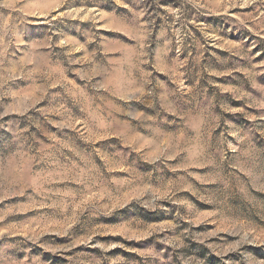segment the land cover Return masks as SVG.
Here are the masks:
<instances>
[{
	"label": "rangeland",
	"instance_id": "1",
	"mask_svg": "<svg viewBox=\"0 0 264 264\" xmlns=\"http://www.w3.org/2000/svg\"><path fill=\"white\" fill-rule=\"evenodd\" d=\"M0 264H264V0H0Z\"/></svg>",
	"mask_w": 264,
	"mask_h": 264
}]
</instances>
